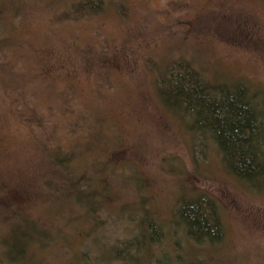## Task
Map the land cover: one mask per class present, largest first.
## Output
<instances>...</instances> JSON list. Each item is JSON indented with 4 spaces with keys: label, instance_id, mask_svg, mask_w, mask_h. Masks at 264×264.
Returning a JSON list of instances; mask_svg holds the SVG:
<instances>
[{
    "label": "rangeland",
    "instance_id": "1",
    "mask_svg": "<svg viewBox=\"0 0 264 264\" xmlns=\"http://www.w3.org/2000/svg\"><path fill=\"white\" fill-rule=\"evenodd\" d=\"M81 1L0 0V191H7L0 208L37 226L28 238L37 252L32 262L129 264L107 262L102 252L137 232L108 210L136 198L128 179L136 170L147 209L166 233L138 253L144 264L164 255H191L197 264H264V172L255 181L236 174L211 140L191 148L182 118L162 102L159 82L161 71L191 65L216 90L244 86L264 113V0H96V12L81 9ZM88 138L95 154L119 170L101 172L112 191L101 225L85 238L78 229L89 226L51 151ZM262 152L264 165V146ZM184 190L205 193L210 203L203 206L219 216L218 239L199 241L173 220ZM64 200L71 204L61 210ZM13 225L0 223V231Z\"/></svg>",
    "mask_w": 264,
    "mask_h": 264
},
{
    "label": "trees",
    "instance_id": "2",
    "mask_svg": "<svg viewBox=\"0 0 264 264\" xmlns=\"http://www.w3.org/2000/svg\"><path fill=\"white\" fill-rule=\"evenodd\" d=\"M81 2L79 7L83 10L88 9L93 12L99 10L96 0ZM0 47H2L1 44ZM181 67H177L168 73L161 71L159 74L161 75L159 82L162 85L160 87L161 99L168 106L163 103L165 108L171 111L173 115L182 118V122L185 123L188 130L191 148L193 142L200 138L201 140L213 141L220 147V154L229 168L241 177L255 181L256 176L264 172L262 152L264 146V113L259 108L260 100L256 99L257 97L251 94L252 92L245 91L247 89L244 86L226 85L216 90L214 81L204 79L203 74L201 77L202 72L196 67L191 65ZM94 141V139L88 138L79 143L74 142L75 145L72 144L70 149L51 151V156L52 154L55 155V163L59 164L65 174V188L70 190L71 202L81 208L82 217L89 226L84 230L78 229L85 238L91 237L101 225V212L107 208L106 196L112 191L110 186L100 178L101 172H107L110 169L114 172L119 170L115 167V163L101 159V153L95 154L97 146L93 147ZM87 144L90 145L89 148ZM83 148L85 149L83 150ZM92 154L98 155L94 158V162L91 158ZM103 164L107 166V169H102ZM119 174L121 175V173ZM122 176L124 177V175ZM128 179L136 184H134L136 198L124 201L116 208H108V210H115L117 211L116 214L119 212L121 216L135 223L137 232H135L133 239H126L122 245L114 244L108 249L105 248L106 251L102 253L106 254L103 255L104 257H108L107 262L122 258L129 264H144L147 257L145 258L138 253L141 250L148 252L147 246L159 243L162 240L161 237L165 236L166 233L163 221L156 218L147 209L148 197L142 193L145 190V184L139 172L132 171ZM59 187L61 188L58 191H61L64 186L59 185ZM6 193L5 189L0 191L1 204L6 201ZM204 194L201 190L190 192L184 190L177 199L181 202L184 200L183 206H178L177 217L173 220L178 225L184 226L186 234L198 235L199 241H203L207 237L214 241L219 238V216L208 212L207 207L203 206L204 203L209 207L210 203L203 198ZM8 198L14 199L15 195L10 192ZM67 201L69 203V200H64L60 207L61 210L67 206ZM211 201H213L212 198ZM0 212H2L0 213L2 225L8 222L14 224L8 232L0 231V264H34L30 254L37 252L32 248L28 238L35 236L37 226L32 224L33 221L31 222L27 216L19 212L12 216L8 210L4 212L0 208ZM78 221L80 219L75 222ZM19 222L29 225V229L21 227ZM52 239L54 240V238ZM41 240L39 239L38 242ZM38 244L44 246V242ZM79 254H83V252ZM193 257L189 255L186 259L183 257L168 259L164 255L162 258L158 257L156 263L189 264V260H191L193 261L192 264H197L191 259ZM80 260L82 259H73L72 263L76 264V261Z\"/></svg>",
    "mask_w": 264,
    "mask_h": 264
}]
</instances>
